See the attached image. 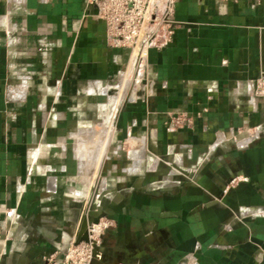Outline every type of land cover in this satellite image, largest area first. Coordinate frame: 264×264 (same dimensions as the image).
Instances as JSON below:
<instances>
[{
	"label": "crops",
	"instance_id": "obj_1",
	"mask_svg": "<svg viewBox=\"0 0 264 264\" xmlns=\"http://www.w3.org/2000/svg\"><path fill=\"white\" fill-rule=\"evenodd\" d=\"M95 12L0 0V264H66L88 211L103 264H264V0H177L143 72Z\"/></svg>",
	"mask_w": 264,
	"mask_h": 264
},
{
	"label": "built area",
	"instance_id": "obj_2",
	"mask_svg": "<svg viewBox=\"0 0 264 264\" xmlns=\"http://www.w3.org/2000/svg\"><path fill=\"white\" fill-rule=\"evenodd\" d=\"M176 2L177 0H87V4L95 8V16L105 23L108 46L129 49L131 58L135 52L139 53L140 69L145 67L151 48H162L172 41L177 25ZM256 94L264 95V74L256 80ZM191 123L192 118L186 113L174 112L170 114L168 129L190 126ZM113 225L114 220L105 216H101L95 223L86 224L81 234L82 236L85 231L86 240H76L72 244L65 256L66 264H91L93 258L100 259L102 237Z\"/></svg>",
	"mask_w": 264,
	"mask_h": 264
},
{
	"label": "rangeland",
	"instance_id": "obj_3",
	"mask_svg": "<svg viewBox=\"0 0 264 264\" xmlns=\"http://www.w3.org/2000/svg\"><path fill=\"white\" fill-rule=\"evenodd\" d=\"M143 70H144V67H143L140 71L143 72ZM134 77H135V76H134ZM129 79H130V80L128 81V83H129L130 85H129V88H128V89L131 90V88L134 86V85L132 84V83H133V80H134L132 74L129 76ZM122 85L125 87V86H126V83H125V84H122L121 82H119L118 84H116V86H115L114 88H120ZM123 86H122V87H123ZM127 86H128V85H127ZM115 90H116V89H115ZM138 94H139V92H138ZM106 99H107V97H104V98L101 97L99 100L105 102V101H107ZM96 114H97V115H96ZM93 116H94V120H95L96 123H99V122L101 121V119L98 118V113H97V112H96ZM90 137H91V136H90ZM104 138H105V137H104ZM87 145H88V146L91 145L90 147H92V144L89 143V142H88ZM114 148H115V144L113 143L112 146H110V147L108 148V153H109V154H110V153L113 154V152H114V150H115ZM124 154H125V153H124V151H123V153H121V157H120V158L123 159V158L125 157ZM114 162H115V159H114V158L107 160L106 163L103 164V167H102L101 173H102V174H103V173H106V172H107V169L110 168V166L113 165ZM119 165H120V164H119ZM118 175H119V174H118Z\"/></svg>",
	"mask_w": 264,
	"mask_h": 264
},
{
	"label": "water",
	"instance_id": "obj_4",
	"mask_svg": "<svg viewBox=\"0 0 264 264\" xmlns=\"http://www.w3.org/2000/svg\"><path fill=\"white\" fill-rule=\"evenodd\" d=\"M101 216H104V215H102L101 213H92V211H88L85 218H84V226L86 224H91V223L97 222ZM81 240H86L85 231H84V234L77 239V241H81ZM96 250H97V248H96ZM91 264H103L102 258H100V259L93 258V260L91 261Z\"/></svg>",
	"mask_w": 264,
	"mask_h": 264
},
{
	"label": "bare ground",
	"instance_id": "obj_5",
	"mask_svg": "<svg viewBox=\"0 0 264 264\" xmlns=\"http://www.w3.org/2000/svg\"><path fill=\"white\" fill-rule=\"evenodd\" d=\"M139 59H140V55H139V53H137V52H135L134 54H133V56H132V58H131V61H133V62H135V61H139ZM137 66H138V64H137ZM138 70H140V68L138 69ZM136 72V71H135ZM134 85V84H133ZM110 88V87H109ZM110 89H112V88H110ZM118 89V88H117ZM116 89V90H117ZM135 90V89H134ZM109 92V91H108ZM108 92H106V93H108ZM130 93V92H129ZM109 94H110V92H109ZM116 104V103H115ZM114 104V105H115ZM118 105V104H117ZM111 107H112V104H111ZM118 110H119V108H118ZM116 113H117V110H116ZM116 116L117 115H115V118H116ZM112 119V118H111ZM114 119V118H113ZM99 124V123H98ZM91 126V125H90ZM108 128V127H107ZM111 130H112V128H111ZM103 136V135H102ZM109 140H110V137H109ZM109 143V142H108ZM107 146V145H106ZM79 152V151H78ZM107 157V156H106ZM104 158V157H103ZM102 164V163H101ZM82 165V164H81ZM100 169V168H99ZM99 179V178H98ZM110 179V178H109ZM105 182V181H104ZM102 184V183H101ZM100 190V189H99ZM102 195V194H101ZM109 196H110V194H109ZM99 198H101L100 196H99ZM92 202V201H91ZM91 204V203H90ZM93 206H95V205H93Z\"/></svg>",
	"mask_w": 264,
	"mask_h": 264
}]
</instances>
